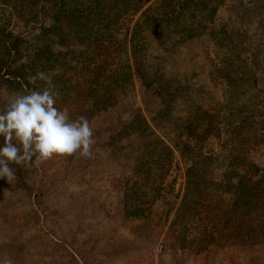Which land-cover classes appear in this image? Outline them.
Wrapping results in <instances>:
<instances>
[{
  "label": "rangeland",
  "instance_id": "rangeland-1",
  "mask_svg": "<svg viewBox=\"0 0 264 264\" xmlns=\"http://www.w3.org/2000/svg\"><path fill=\"white\" fill-rule=\"evenodd\" d=\"M14 1L18 4L21 0ZM32 3V15L40 17L31 21L19 16L22 10L12 18L0 12V56L7 53L5 41L13 37L8 31L30 42L16 51L20 62H6L0 72V109L13 94L42 90L43 81L33 85L28 77L43 71L59 92L55 106L66 108L76 119L78 105L72 103L75 80L80 78L76 72L88 74L80 70L81 65L96 58L95 40L89 35L97 33L107 44L111 30L104 16H85L94 1ZM42 5L58 6L51 29L45 32L40 28L43 14L37 12ZM90 22L96 23L91 33L81 32ZM120 25L119 37L128 39L127 53L110 56L116 61L128 60L131 66L132 82L122 83L127 93L122 92L116 104L101 98L98 114L88 120L99 135L91 158L53 159L44 164L47 173L43 181L39 173L24 178L30 192L37 188L45 191L43 206L47 208L41 220L35 218L21 228L24 247L0 249V264H75L67 249L43 236L44 225L55 229L72 247H79L87 264H167L182 252L186 264H264V65L254 54L259 44L258 27L264 25V0H151ZM225 28L246 29L250 37L246 41L235 37L246 47L236 51L245 104L229 123L214 117L218 113L222 117L227 110L222 86L211 81V67L220 63L216 34ZM4 33L8 35L3 38ZM110 56L102 55V62ZM250 65L259 72L254 77L245 75ZM7 69L15 72L4 74ZM91 91L88 88L86 95ZM117 115L126 118L129 126L107 131L108 118ZM246 121L253 125L256 143L238 162L233 160L235 139ZM230 169H234L233 185L241 195V212L256 219L254 244L250 248L212 246L200 254L191 248L161 253L160 242L171 234L168 227L180 203L195 198L199 189L209 192ZM72 198L73 204L69 202ZM20 205L22 213L27 204ZM133 206L144 209L134 215L130 211ZM166 207L174 209L160 213ZM87 237L95 249L87 247ZM114 239L125 242L126 248L110 256L108 245Z\"/></svg>",
  "mask_w": 264,
  "mask_h": 264
},
{
  "label": "trees",
  "instance_id": "trees-1",
  "mask_svg": "<svg viewBox=\"0 0 264 264\" xmlns=\"http://www.w3.org/2000/svg\"><path fill=\"white\" fill-rule=\"evenodd\" d=\"M89 1H94V6L89 3L88 12L85 16H89L92 19L104 16L107 20V28L111 30L109 34L111 40L110 43L104 44L102 37L96 36L97 33L95 36L89 35V37H94L95 40L96 58L94 57L95 59H92L89 64L82 63L80 70L83 72L88 71V74L83 76L78 71L76 72V74L80 75V78L75 80L77 84L76 94H74L72 103L78 105L77 118L85 116L88 120L98 114L101 98L104 97L105 101L116 104L120 100L119 95L122 92L124 94L127 93V89H122V83L126 80L128 84L132 82L131 66L128 60L116 61L115 57L111 58V56L118 53H127L126 42L128 39L127 36L124 38L119 37L120 24L125 20H131L132 16L136 15L151 0ZM186 2L197 3L198 0H186ZM90 23L91 25L83 28L81 32L91 33L96 23ZM258 28L260 29V35L256 40H258L259 44L256 45L254 54L256 59L264 65V25ZM235 37L241 38L242 41L250 38L246 29L231 30L225 28L219 30L216 34L220 63L217 66L212 65L211 81L217 86H222L226 98L225 109L227 110L222 117L219 113L214 114V117L219 120L218 122H232L241 112L239 106L243 103L245 104V100L242 97V78L238 74L239 66L237 61L239 60V55L236 51L238 48L245 50L246 47L242 41L237 43ZM102 55L111 56L107 62L103 63ZM121 69L124 71H120ZM88 88H91L92 91L86 95ZM103 88L104 93H101ZM79 94L81 95L80 99L78 98ZM85 97L86 102L83 104ZM253 138V125L246 121L240 126L236 136L233 160L241 162L243 158L248 156L256 143V138ZM237 149L239 152L236 153ZM233 170H227L209 192L199 189L195 191V198L190 199L188 203L184 201L180 203L176 210V215L168 227L171 234L160 242L161 253H166L173 249L191 248L196 254H200L209 250L212 246L250 248L254 244L258 231L256 219L251 214L242 213L239 208L241 195L238 188L233 185ZM164 177L163 175V179ZM130 208L131 214L134 215H139L141 210L144 209L141 206ZM173 209L174 207H171V209L166 207L160 213H163L164 210H167L166 212L168 213V211L171 212ZM154 240L158 243V239Z\"/></svg>",
  "mask_w": 264,
  "mask_h": 264
},
{
  "label": "clouds",
  "instance_id": "clouds-1",
  "mask_svg": "<svg viewBox=\"0 0 264 264\" xmlns=\"http://www.w3.org/2000/svg\"><path fill=\"white\" fill-rule=\"evenodd\" d=\"M28 80L33 85L43 81L45 86L13 94L0 109V179L9 183L15 178L13 164L39 168L53 159L93 155V128L85 116L72 119L66 108L55 106L59 92L51 76L40 71Z\"/></svg>",
  "mask_w": 264,
  "mask_h": 264
},
{
  "label": "water",
  "instance_id": "water-1",
  "mask_svg": "<svg viewBox=\"0 0 264 264\" xmlns=\"http://www.w3.org/2000/svg\"><path fill=\"white\" fill-rule=\"evenodd\" d=\"M255 65H250L248 67V71L245 74L246 76H253L256 75L257 70L254 69ZM261 75V72H260ZM253 96L252 94H250ZM123 114V113H122ZM126 118H124L122 115H117L116 118H108L107 120V126H105V129L107 131L114 132L120 127H128L129 125L125 124ZM94 133V139L99 136L96 135L97 130L93 129ZM105 133L104 131L100 134L102 135ZM102 137V136H100ZM79 155H73L62 158V161L64 159H69V157H72V159H75ZM60 161V160H59ZM66 161V160H65ZM69 161V160H68ZM63 163H61V171L63 170ZM15 172V178L10 183L7 182L6 179H0V249H11V247L16 248L18 246L24 247L26 245L23 230L21 228H24L25 226L29 225V221H32L35 218L42 219V214L45 212V209L47 206H43V203L45 200L43 199L45 194V191H42L41 189L37 188L36 191H29L28 189V183L24 180V178H29L33 174L38 175L41 174L40 181H43L45 178V172L46 168L44 165L40 166L39 168H24L17 165H11ZM38 178V176H37ZM19 182H23L22 184H19ZM21 189L20 191H18ZM73 194V189H71ZM16 197L18 200H16ZM71 204H73V198L69 201ZM20 204H27L22 213L18 211V207L22 206ZM63 205V204H62ZM45 215V214H44ZM45 216H48L47 214ZM38 222V221H37ZM40 223V221L38 222ZM42 224V223H40ZM43 236L45 238H52L49 239L53 242L54 245L62 246L65 249H67V252H69L71 259L75 262V264H87V261L84 259V256L77 246H71L67 243V240L63 237L57 235L56 230L50 227L49 225H44ZM59 243H58V241ZM87 239H90L87 237L84 242L86 243L87 247L89 249H95L96 245H89L87 243ZM95 239V238H94ZM97 241V240H95ZM98 243V241H97ZM125 242H116V239L113 240L112 245H108L109 253L107 255L110 256H117L121 253H123V250L126 248ZM60 244V245H59ZM118 246H122V248H117ZM129 248V247H128ZM20 249V248H19ZM13 253L15 252L14 249H12ZM187 263V257L185 256V253L175 254L173 255V258L168 262L167 264H186ZM112 264V263H111ZM256 264V262H255ZM257 264H260L259 261Z\"/></svg>",
  "mask_w": 264,
  "mask_h": 264
},
{
  "label": "flooded vegetation",
  "instance_id": "flooded-vegetation-1",
  "mask_svg": "<svg viewBox=\"0 0 264 264\" xmlns=\"http://www.w3.org/2000/svg\"><path fill=\"white\" fill-rule=\"evenodd\" d=\"M33 0H21L20 3H15L14 0H0V12H5L7 13V15L12 18L14 17L15 13H17L18 11L23 12V15H19L20 13L18 12V15L21 17V18H26V20H33L34 17L38 16L40 17V15L38 14H34L32 15V11H31V6H32V3ZM52 9V10H51ZM58 9V6H56V8H54L53 6H50V8L46 7L45 5H42L40 10L41 11H37V12H40V14L42 15L43 14V22L42 23V26H41V23H39L41 26V30L42 31H48L49 29H51V23L53 21V18H54V15L56 13ZM56 10V11H54ZM27 15V17H25ZM36 18V19H37ZM9 34H12L13 37H11L10 39H12L11 41H8V43L5 41V45L4 46V50L7 52L5 53V55L3 57L0 56V72L2 71V68H4L6 65V62H20V58H15V53L16 51L18 50V48L21 46V45H24L27 43V41L25 40L24 37L20 36V35H16L14 34V32H9ZM8 33H4L6 35L3 36L6 37L8 35ZM10 35V36H12ZM24 38V39H23ZM29 42V41H28ZM30 43V42H29ZM10 53H12V58L10 56ZM15 71L13 70H6L4 74H8V73H14ZM4 74H1V75H4ZM19 74V72L17 73Z\"/></svg>",
  "mask_w": 264,
  "mask_h": 264
}]
</instances>
